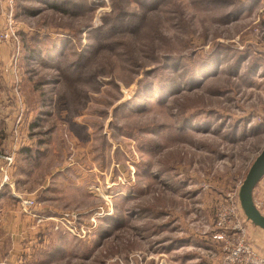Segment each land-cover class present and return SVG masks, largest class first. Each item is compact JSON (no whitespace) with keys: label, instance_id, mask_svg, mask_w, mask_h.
Listing matches in <instances>:
<instances>
[{"label":"rangeland","instance_id":"rangeland-1","mask_svg":"<svg viewBox=\"0 0 264 264\" xmlns=\"http://www.w3.org/2000/svg\"><path fill=\"white\" fill-rule=\"evenodd\" d=\"M4 44L0 260L224 264L218 215L264 149V0L0 2Z\"/></svg>","mask_w":264,"mask_h":264},{"label":"built area","instance_id":"built-area-1","mask_svg":"<svg viewBox=\"0 0 264 264\" xmlns=\"http://www.w3.org/2000/svg\"><path fill=\"white\" fill-rule=\"evenodd\" d=\"M0 2L6 4L10 12L13 13L17 0H0ZM10 36L13 37L14 33L11 32L9 34L7 32L3 35V38L9 39ZM5 161L3 182H8V169L14 163V156L6 157ZM18 199L25 212L31 213L35 210L37 206L35 199L25 197H18ZM74 218L75 214L67 213L58 221L64 224L69 232L75 234L78 230L72 221ZM51 220L54 219L51 218ZM245 233L246 231L242 228L235 209H232L230 213H220L218 215L216 230L212 233V238L221 244L224 264H264V254H261L253 245L245 240Z\"/></svg>","mask_w":264,"mask_h":264},{"label":"water","instance_id":"water-1","mask_svg":"<svg viewBox=\"0 0 264 264\" xmlns=\"http://www.w3.org/2000/svg\"><path fill=\"white\" fill-rule=\"evenodd\" d=\"M264 178V149L253 161L248 173L239 188L237 198L238 214L246 228L247 242L259 248L250 237V226L264 231V215L257 207L254 194L259 183ZM263 253L264 250L260 249Z\"/></svg>","mask_w":264,"mask_h":264},{"label":"crops","instance_id":"crops-1","mask_svg":"<svg viewBox=\"0 0 264 264\" xmlns=\"http://www.w3.org/2000/svg\"><path fill=\"white\" fill-rule=\"evenodd\" d=\"M10 54H11V51L6 44L0 46V72L4 70L5 66H7L5 63L9 59ZM0 78H1V76H0ZM6 78L7 77L5 76V79ZM9 79L11 81L10 76L7 79V82L10 83ZM1 102H0V104H1ZM3 102H4L3 107L0 108V121H4L5 119H8L9 120L8 121V127H9L12 124L11 121L16 117L17 110L14 112L13 108L10 107L11 106L9 103L10 99H5V100H3ZM14 113H15V115H14ZM0 123H2V122H0ZM2 163L5 164L4 162H2ZM254 200H255L257 207L259 208V210L264 215V178L259 183V185L255 191ZM42 209H44V210L47 209V211H45V212L49 211V207L44 208L42 206ZM15 214L17 215V213H15ZM19 219L20 218H17L18 222H19ZM31 220H34V219H32V216H25V220H23L22 222H23V224H26V223H30ZM249 228H250L251 239L258 245V247H260V249L264 250V231H262L258 228L252 227V226H250ZM13 232H15V230ZM16 236H18V235H16ZM20 250L21 249H20L19 242L16 243L13 241L12 246H11V250H9V255H8L10 257L9 258L4 257V259L2 258L0 260L1 261L0 264H7L6 262L11 263V264H15L17 262V257H19L18 254H19Z\"/></svg>","mask_w":264,"mask_h":264}]
</instances>
